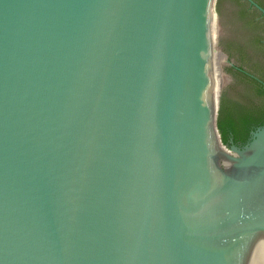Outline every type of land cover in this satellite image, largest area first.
Wrapping results in <instances>:
<instances>
[{"label": "water", "instance_id": "water-1", "mask_svg": "<svg viewBox=\"0 0 264 264\" xmlns=\"http://www.w3.org/2000/svg\"><path fill=\"white\" fill-rule=\"evenodd\" d=\"M235 66L264 75L246 0H0V264H264Z\"/></svg>", "mask_w": 264, "mask_h": 264}, {"label": "trees", "instance_id": "trees-1", "mask_svg": "<svg viewBox=\"0 0 264 264\" xmlns=\"http://www.w3.org/2000/svg\"><path fill=\"white\" fill-rule=\"evenodd\" d=\"M246 77L254 83L255 90L224 93L215 110L214 127L224 144H228L231 138L233 143L243 145L248 140L249 131L264 125V75L260 80Z\"/></svg>", "mask_w": 264, "mask_h": 264}, {"label": "flooded vegetation", "instance_id": "flooded-vegetation-1", "mask_svg": "<svg viewBox=\"0 0 264 264\" xmlns=\"http://www.w3.org/2000/svg\"><path fill=\"white\" fill-rule=\"evenodd\" d=\"M246 1H247L248 5H249V9L255 10V11H257L258 13H260L261 15L264 16V12H262V10L260 9V8H262V9L264 10V2H263L262 0H246ZM259 7H260V8H259ZM219 19H220V18H219ZM219 46H220V45H219ZM220 47H221V46H220ZM221 48H222V47H221ZM235 68H236L237 70H239L240 72L245 73V75H247V76H251V77H254V78L260 80V77H261V76H257V75H255V74H253V73H249V72H247L242 66H235ZM223 94H224V93H223ZM220 96H222V94H221ZM254 130H255V129H254ZM251 131H253V130H251ZM251 131H249V136H250ZM248 139H249V137H248ZM228 141H229V142H232V139L230 138ZM247 141H248V140H247ZM229 142H228V143H229Z\"/></svg>", "mask_w": 264, "mask_h": 264}]
</instances>
